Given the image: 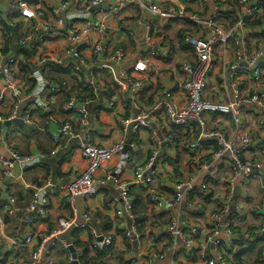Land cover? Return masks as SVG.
Returning <instances> with one entry per match:
<instances>
[{
    "label": "crops",
    "instance_id": "crops-1",
    "mask_svg": "<svg viewBox=\"0 0 264 264\" xmlns=\"http://www.w3.org/2000/svg\"><path fill=\"white\" fill-rule=\"evenodd\" d=\"M22 1L40 11L68 2L70 9L66 16L69 17L83 9L92 0ZM200 1L180 0L183 3L181 5L183 11L205 21L211 17L214 5L212 2L203 4ZM112 3L113 0H104L103 9H109ZM8 12L7 0H0V15L4 16ZM91 12L93 11L91 10ZM259 14L244 21L240 13L237 11L235 13L236 25L240 21H244L243 32L247 37L246 51L251 58L264 51V21L257 30L259 34H263V42L257 50H248L247 48L248 35L251 34V30L246 29L245 23L252 22ZM94 18H98L106 25L107 42L110 44V48L122 47L125 50L126 56L122 65L125 71L131 69L137 60L149 62L151 79L148 81L146 95L140 99L141 109L149 111L161 99L175 102L180 106L183 105L184 97L180 90L177 91L182 82L180 67L182 63H192L194 55L187 45L186 38L183 43L184 47H188L187 50L181 47L178 33L180 31L188 32L187 36L201 37L208 41L211 35L210 32L206 33L207 28L189 20L168 19L169 17L145 14L135 6H128L111 17L105 18L97 15ZM16 23L20 25L19 32L21 34L33 29L37 24L36 21L23 19H19ZM234 27L228 24L227 29ZM121 32L127 34V42L123 44L120 37ZM61 33V31L56 32L48 40L44 49L45 55L25 49L29 53V56H26L19 54V49L15 50L12 47L4 52L5 44L0 32V50L4 57L15 54L19 58L16 78L22 95L26 98L35 91L32 73L38 71L58 83L64 84L65 89L61 95H50L47 90L40 94L42 102L47 104L53 112L59 111L64 101L75 93L79 96L80 102H88L87 129L91 133L94 143L105 148L119 142L125 143L124 150L99 172V178L105 171L110 170L113 173H120L121 181L130 182L135 166L144 162L152 151L154 144L150 132L145 128L137 133L122 131L120 119L131 114L135 115L138 111L126 105L125 89L123 83L118 81L117 75L114 73L116 69L111 72L95 73L93 76L95 90L88 89L91 93L87 91L83 93L86 88L71 77V71L64 70L55 64L54 61L67 48L65 45L61 46L62 41L58 38ZM208 35H210L209 38ZM148 38L152 40L150 44L146 41ZM225 43L226 45L219 43L216 46L214 73L208 80L204 95L211 101L222 103L233 100V86L238 82L231 77L229 84L226 81L227 71L236 65L237 57L235 53L230 52L233 40ZM44 57L47 58L45 63L42 62ZM85 57L89 61L92 60L93 55L89 49L85 51ZM242 62L248 65L242 60L238 62V67ZM256 68L257 74L256 69L240 68L249 70L246 74L240 75L239 80L242 98L246 101L253 95H264V63H260ZM79 87L82 88L80 92ZM208 89L210 91L207 93ZM12 109L13 101L7 97L0 107V113L7 117ZM238 111L243 119L240 128H235L229 116L211 115L206 116L207 124L203 132L224 133L227 142L233 143V151L240 147L243 136L248 135L253 139V148L242 156L244 161L251 162L255 166L250 181L244 186L241 177L235 175L234 163L230 154H217L222 149V144L217 141L207 140L203 148L196 154L190 151H180L185 141L180 145L176 142L171 145L164 143L157 161L158 174L154 183L146 188L132 187L131 189L135 205L133 220H130L127 217L118 219L113 212L106 208L107 203L117 196V191L111 183L98 186L97 195L90 199L76 198L71 206L66 205L65 198L56 191V188L52 187L66 185L85 170L86 163L78 150L79 141L73 140L68 143L61 139L62 143L57 153L54 156L49 153L54 149L53 138L58 136L59 127L64 122H71L78 132L80 131L77 118L74 114L60 111L53 120H49L44 108L35 107L30 99L24 100L18 111V117L15 119L20 120L22 125L6 126L7 122H5L0 126V155L8 157L10 153H17L20 156L32 157L41 153L45 154L46 158L39 165L29 169L18 165L19 171L15 178L13 176L15 173L14 164L11 170L13 178L10 177L12 181H9L10 178L4 177L6 166L4 163H0V264H32L33 254L40 241L36 237V226L27 223L25 212L30 204L34 188L45 187L48 184H51L52 187L46 189L49 191L47 214L43 220L46 235L56 230L61 220L74 225L63 233L62 239L69 248L72 247L74 253H80L77 257L79 264H86L88 261L81 260L85 256L86 248L75 247L76 238L83 246L89 244V251H91L92 238L89 230L76 228L85 213L90 216L88 223L90 227L104 236L112 237L114 249L104 259L108 264H121L119 259L121 254L124 255L123 259L126 262L131 261L134 257L139 258L137 264H205L199 251H195L192 256L186 255L181 241L174 242L165 233L166 226L177 216L184 224V230L194 226L206 228L216 224L219 227L217 238L221 246H225L227 241L225 231L222 232L225 223L233 222V226L236 225L239 234L245 239L249 238L248 229L251 227L253 229L252 238L255 239V232L260 228L264 217V125L258 124L259 116L263 112L260 107L252 103H244ZM163 120H166L164 113L157 111L156 115L148 121L155 125ZM183 133L182 135L187 136L186 141L197 139L201 135L196 125H193L189 130H184ZM257 147H261V150L258 151ZM180 181L193 183L196 191L189 194V196L192 194L193 199L189 200L187 197L179 209L175 208L169 212L152 215L147 196L150 193H156L160 198H172L173 189ZM202 183L207 187L206 191L200 190ZM234 197L235 201H233ZM11 198L16 200L14 216L8 217L4 208ZM215 214L220 217L217 222L212 220V216ZM134 222L143 240L138 247L133 245L131 250H127L128 242L123 239L121 232L129 229ZM8 239L15 240L18 245L11 246ZM28 239H31V242L26 245L25 242ZM256 244L260 247L258 242ZM46 248L44 259H51L55 264H69L71 261L72 254L69 248L63 250L53 241H48ZM237 248L236 253H239L246 247L237 246ZM168 249L173 250L172 255L166 253ZM95 251L90 252L89 258H94ZM159 254L165 256L162 261L156 260L155 255ZM208 255L214 256L213 248H209ZM253 258L254 254L245 253L240 258V264H253ZM230 264H236V261L234 260Z\"/></svg>",
    "mask_w": 264,
    "mask_h": 264
},
{
    "label": "built area",
    "instance_id": "built-area-1",
    "mask_svg": "<svg viewBox=\"0 0 264 264\" xmlns=\"http://www.w3.org/2000/svg\"><path fill=\"white\" fill-rule=\"evenodd\" d=\"M200 2L203 4L212 2L214 5L213 13L208 20L203 21L183 11L181 7L183 3L180 2V0H113L109 9H103L104 0H92L83 9L69 17L66 16L70 9L68 2L40 11L34 9L32 5L22 0H7L9 12L5 13L3 18L18 17V20L23 19L25 21L37 22L33 29L23 34L19 32L16 46L27 49L33 53L36 52L38 54V52H40L41 55L46 54L44 49L48 40L51 39L56 32L59 33L60 28L62 29L64 27L62 14L65 13L67 25L65 31L59 34L58 38L62 41L61 46L65 45L67 48L61 56L54 61L55 64L64 70H70L71 77L84 88L90 89L91 91L95 90V81L93 78L95 73L111 72L116 69L114 73L117 75L118 81L123 83L125 89L126 105L138 111L135 115L131 114L120 119L122 131L124 133H137L145 128L150 132L154 144L150 156L144 162L135 166L132 172L133 177L130 182L121 181L120 173H113L110 170L105 171L102 177L99 178V172L124 150L125 143L119 142L108 148L96 145L91 133L87 129L88 102H80L74 95L64 101L59 111L53 112L47 104L42 102L40 94L44 90H47L50 95H61L65 89L63 87L64 84L58 83L42 72V74L38 71L32 73L35 91L27 98L23 96L16 78V68L19 63V58L15 54L4 57L3 52L0 50V107L4 104L7 97H10L13 101V109L7 117H4L0 113V126L18 117V111L23 101L26 99L32 100L35 107L44 108L47 119L49 120H53L60 111L74 114L77 118L80 131L78 132L77 128H75L71 122H64L59 127L58 136L53 138L54 149L49 155L54 156L57 153L62 143L61 139H64L68 143L73 140H78L80 156L86 163L85 170L66 185L52 187L51 184H48L45 187H35L31 193V201L25 214L27 216V223L36 226V237H38L40 241V244L33 254L32 264H55L53 260L43 258V255L47 251L46 245L48 241H53L61 246L63 250H67L69 246L62 239V236L65 231L74 227V225L68 221L61 220L59 227L49 235H46L43 220L47 214L46 207L49 196V191L46 190L47 188H56V191L65 198L66 205L71 206L76 198L84 200L90 199L97 195L98 186L111 183L117 191V196L107 203L106 208L110 212H113L118 219L127 217L133 220L135 201L132 197L131 189L132 187L146 188L154 183L158 174L157 161L162 145L164 143L169 145L175 143L171 134V131L174 129H182L184 131L196 125L201 132L199 138L185 141L180 151H190L196 154L203 148V144L207 140L212 139L222 144V149L219 150L217 154L224 155L228 153L231 155L234 163L235 175L241 177L244 186L252 178V171L255 167L254 164L242 159L243 154L254 146L253 139L250 136H243L240 141V147L233 151V143L227 142V137L224 133L218 132L212 134L203 131L207 124L206 116L211 115L229 116L235 128H240L243 119L238 109L244 103L256 104L262 109L263 113L259 116L258 124L264 125V95H253L247 101L242 98L239 80L240 75L249 72L247 69H239L231 75L232 79L238 80L233 86V100L227 103L211 101L204 96V92L207 89L208 80L214 72V55L217 50L216 46L219 43L226 45V41L233 40V45L237 49L235 52L237 63L232 70L238 69V62L242 60L253 67L259 58L264 59V51L257 53L253 58L248 56L246 51L247 37L243 32V22L252 19L262 11L264 0H238L235 10L240 13L244 21H240L234 28L229 30L227 29L228 22L225 20L224 14L230 13L232 11V6L226 4L227 0H201ZM128 6L138 7L145 14L152 16L189 20L195 24L204 26L210 32L211 38L208 41H205L201 37L185 36L188 47L192 48L194 52V60L192 63H182L180 67L182 82L179 84L177 91L180 90L184 97L182 106L175 102L161 99L149 111H144L140 108V99L146 95V90L149 86L148 81L151 79L149 62L147 60H137L131 69L125 71L122 68L126 56L125 50L122 47L111 49L110 44L107 42L108 30L106 25L98 18L93 19V17L97 15L104 16L105 18L114 16ZM97 7V10L91 12L93 8ZM146 41L148 44L152 42L150 38ZM87 49H89L93 55L91 61L85 57V51ZM46 59L47 58L44 57L42 62L45 63ZM255 69L257 74V68ZM157 111L163 112L166 120L154 125L153 122H149L148 120L155 116ZM257 150L260 151L261 147H257ZM45 158L46 155L41 153L32 157L20 156L17 153H10L8 157L0 155V163H4L6 166L3 175L6 178L12 177L11 170L14 163H17L25 169H29L39 165ZM206 189L207 187L202 183L200 185V190L206 191ZM195 191L196 188L193 187V183L180 181L173 189L172 198H160L156 193H150L147 196L150 211L152 215H155L172 211L175 208L179 209L185 203L189 194ZM15 203L16 200L11 198L5 206L4 210L8 217L14 216ZM188 206L190 207L191 205L189 204ZM219 218L217 214L212 216V220L215 222H217ZM89 222L90 216L85 213L81 218V222L76 225V228L89 230L92 238L90 245L91 251L112 246V237L100 234L96 229L88 225ZM183 225L184 224L179 220V216H177L166 226L165 233L168 234L170 239L174 242L181 241L186 255L192 256L195 251H199V255L202 256L205 264H228L227 258L229 256L226 254V251L235 253L238 250L237 246H231L233 234L230 227L233 225V222L225 223L224 225L225 236L227 238L225 246H221L217 238L219 227L216 224L206 228L194 226L188 230H184ZM124 236L130 246L137 243L138 247L139 243L143 240L135 222L129 229L124 231ZM255 236L256 239H263V242H260V247L262 248L261 261L264 263V217L260 228L255 232ZM8 240L11 246L15 247L18 245L15 240ZM30 242L31 239H28L25 244L27 245ZM223 247H225V249H223ZM209 248H213L214 250L213 257L208 255ZM166 253L172 255L173 250L171 251V249H168ZM155 257L157 261H162L165 256L159 254L155 255ZM138 260L139 258L134 257L131 259V262L137 264Z\"/></svg>",
    "mask_w": 264,
    "mask_h": 264
},
{
    "label": "trees",
    "instance_id": "trees-1",
    "mask_svg": "<svg viewBox=\"0 0 264 264\" xmlns=\"http://www.w3.org/2000/svg\"><path fill=\"white\" fill-rule=\"evenodd\" d=\"M238 2V0H227L226 4L232 6V11L230 13H226L224 14L225 20H227L228 24L232 27H234L236 25V21H235V6L236 3ZM3 15V14H2ZM0 15V32L2 33V37L4 39V52L8 51L9 47H12V49L14 48L15 50L19 49L18 52L19 54H23L26 56H29V53L27 52V50L23 49V48H19L16 46V40L18 39V33L20 30V25L18 23H16L15 21L18 20V17H9V18H3V16ZM229 21H231V23H229ZM264 21V7L261 11V14L258 15V17L256 16L255 19L252 22H246V29H250L251 30V34L248 35V41H247V48L248 50H257L259 45L263 42V34H259L257 32L258 28L261 27V25H263ZM194 28L196 29V27L194 26ZM256 30V31H255ZM188 34V32H184V31H180L178 33V38L180 41V45L182 48H184L185 50H187L186 47H184V40H185V35ZM192 50V48H191ZM236 47H234L233 43L232 45H230V52L232 51L233 53L236 52ZM193 51V50H192ZM194 53V52H193ZM216 56V52L214 57ZM214 73V72H213ZM212 73V74H213ZM82 90L81 87H79V92ZM87 91L90 92L88 89H85L83 91V93ZM91 93V92H90ZM77 99H79V96L77 95V93L73 94ZM72 96V95H70ZM80 101V99H79ZM175 130V129H174ZM172 130L171 134L174 138V141L176 143H178V145H180L181 142L186 141L187 140V136L186 135H182L183 130L182 129H176V131ZM179 132V133H178ZM184 134V133H183ZM178 136V137H176ZM204 145V144H203ZM189 197V200L193 199L192 194ZM230 230L233 234V241H232V245L231 246H239L240 248L242 247H246L244 250H242L239 253H233L231 251H226V254L229 256L227 258V263L230 264L232 263L234 260L236 261V264H240V258L243 256V254L245 253H251L254 254V258H253V264H264L261 261V251L262 248L259 247L256 242H258V244H260V242H263V239H253V229L250 227L248 229L249 232V238L247 237V239H245L244 237L241 236V234H239L238 232V228L235 226H231ZM139 231L141 232V230L139 229ZM238 232V233H237ZM121 235L123 237V239L127 242L125 236H124V232H121ZM142 237V236H141ZM164 237V236H163ZM253 239V240H251ZM257 240V241H256ZM75 247H79V248H86V253L85 256L83 257V260L88 261V264H108L104 259L106 258L107 254H110L111 251L114 249V243L112 246H110L109 248H104L101 250H96L95 251V256L94 258H89V254L91 251H89V244L87 246H83L76 238V241L74 243ZM133 248V246H130L129 243L127 244V250H131ZM223 249H225V247H223ZM123 254H121V256L119 255V259L121 260V264H135L131 261L126 262L123 259Z\"/></svg>",
    "mask_w": 264,
    "mask_h": 264
},
{
    "label": "water",
    "instance_id": "water-1",
    "mask_svg": "<svg viewBox=\"0 0 264 264\" xmlns=\"http://www.w3.org/2000/svg\"><path fill=\"white\" fill-rule=\"evenodd\" d=\"M97 8H93L92 11H95L97 10ZM62 21L64 22V27L62 30H60L62 33L65 31V28H66V25H67V21H66V18H65V13L62 14ZM206 33L209 34V31L208 29L206 30ZM210 35H208L207 37L209 38ZM260 63H264V59H259L258 62L253 66V67H249L248 65L244 64L243 62L240 63L238 69H229L227 71V74H226V81L227 83L229 84L230 82V77L232 75V73L234 72H237L240 68H249L250 70H254L256 67L259 66ZM22 125V122L20 120H15V121H12V122H7L5 123L6 126H9V125ZM15 166H14V169H15V173H14V178L17 176L18 174V171H19V168H18V164L17 163H14ZM13 178V177H12ZM12 178L9 179V181H12ZM239 191V190H238ZM233 201H235V197L233 198ZM225 229L222 228V232L224 233ZM137 243H134V246L136 247ZM69 251L70 253L72 254L71 255V261L69 262V264H79V262L77 261V257L79 256L80 253H74L72 247L69 248Z\"/></svg>",
    "mask_w": 264,
    "mask_h": 264
},
{
    "label": "rangeland",
    "instance_id": "rangeland-1",
    "mask_svg": "<svg viewBox=\"0 0 264 264\" xmlns=\"http://www.w3.org/2000/svg\"><path fill=\"white\" fill-rule=\"evenodd\" d=\"M29 30H30V29H29ZM29 30H27V31H29ZM120 37H121V40H122V44L127 42V34H126V33L121 32ZM230 69H232V68H230ZM158 72H159V70H158ZM159 75H161V74L159 73ZM206 90H207V89H206ZM209 91H210V89H208L207 93H208ZM205 92H206V91H205ZM205 92H204V95H205Z\"/></svg>",
    "mask_w": 264,
    "mask_h": 264
}]
</instances>
